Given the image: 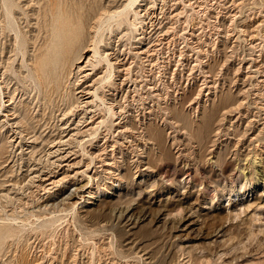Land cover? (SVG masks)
<instances>
[{
	"label": "rangeland",
	"instance_id": "obj_1",
	"mask_svg": "<svg viewBox=\"0 0 264 264\" xmlns=\"http://www.w3.org/2000/svg\"><path fill=\"white\" fill-rule=\"evenodd\" d=\"M13 1L19 4L18 11L21 6L27 10L28 6L34 5L39 8V12L33 14L34 10H29V16L26 17L22 12L24 10L20 9L16 17H1L0 67L11 54L12 48L22 47L23 51H27V57H32V40H27L24 32L28 31L29 36H34L38 19L42 18L44 7L50 3V0ZM57 1L59 5L64 2ZM129 1L105 0L111 12L124 9L116 14L122 23L116 33H112V41L121 43L120 49L124 51L131 46L129 30L135 29L128 26L125 19L137 22V26L143 25L140 31L144 32V37L140 39L138 49L149 51L140 53L142 60H139L137 67L143 94L138 104L139 111H142L139 117L142 116L145 123L152 121L154 129L161 131L165 138L164 146L158 149L147 142L144 146L145 142L141 141L140 150L143 149L141 152L145 156H140L141 152L139 155L132 148H124L122 155L118 153L120 144L115 142L120 137L108 134V148L111 149L112 144L116 143L115 152L124 163H121L124 167L120 169L125 174V180L120 183L117 181L116 186L109 191L101 188L96 198H89L92 201L90 203L83 201L87 198L80 197L86 193L84 190H79L71 199L67 195L75 191L76 185H98L96 179L102 174L98 171L103 162L98 158L92 161L88 153H100L98 144L103 143L105 134L97 137L92 134H74L65 141L73 130L69 134H59V123L64 121L59 120L63 113L61 110L65 107L63 99L59 105L61 110L55 112L54 118H49L47 109L45 118L37 121L41 112L38 107L33 111L32 115L36 116L33 121L36 134H9L11 124L5 123L0 134V264H264V179L252 162L255 159L253 151L264 148V0H138L136 4L139 7L134 8L138 14L132 7L125 8ZM2 4L1 0L0 15L3 13ZM146 9L148 13L143 15ZM3 24L9 35L2 34ZM123 33L126 35L121 37ZM226 33L229 37L225 36ZM152 43L156 45L152 46ZM20 56L13 57L12 62L20 63ZM198 58L207 61L202 62ZM208 62L215 71L217 89L227 92L230 88L235 104L230 105L233 114L216 120L207 132L198 135L201 141L196 143L185 137L182 133L184 129L171 128V124L163 123L167 116L164 108L168 105L172 110L176 106L181 109L173 100L177 92L173 91L176 88L173 79H180L183 86L186 84L185 94L179 93V97H192L195 95H192L194 88L204 80L201 66L208 68ZM192 67L197 78L195 82L190 80L189 84L186 77ZM88 68L85 66L86 72L83 71L81 75L90 72ZM7 73L14 78L12 89L17 88L15 104L23 109L24 103L30 99L24 94L25 85L17 77L14 68ZM91 75L84 79L91 78ZM98 76L96 74L92 79H98ZM16 80L19 83L14 84ZM164 80L172 88L167 97L162 89ZM2 81L3 77H0V125L4 123L1 115L7 104L1 91L4 85ZM150 82L154 84L155 90L149 88ZM191 84L193 90L189 89ZM206 89L214 90L204 86L200 104L195 102L185 107L194 128L201 123L195 114H199V117L202 115L205 96L214 97L212 91L206 95ZM157 91L165 99L156 94ZM209 97L207 103L211 101ZM92 98L86 97L85 100ZM248 100L250 104L246 102ZM98 103L103 109L97 116L103 114L105 117V106ZM147 109H151L152 113L146 112ZM80 116L68 115L67 121L74 127ZM87 121L78 123L83 130L91 125L86 124ZM221 121L226 125H222ZM221 128L223 131L219 134V141L227 145L229 164L223 169L216 164L211 171L206 158L216 138V131ZM167 131H170V135H167ZM60 136H63L60 142V151L65 153L63 160L60 155H48L47 151L51 141L58 140ZM178 148H181L179 152ZM188 152L194 158L188 161L189 167L184 166L182 160ZM236 153L240 156H236ZM195 155L200 157L196 159ZM136 157L149 161L153 169L136 173L132 166ZM243 160L253 165L246 168L249 163ZM63 161L72 163L73 166L68 169L70 175L77 170L85 172L76 175L73 182L65 181L61 186L45 190L36 174L53 170L60 177L67 165L61 169L56 165ZM86 163H90V166L87 167ZM90 175L97 178L90 180ZM127 206L131 207L129 212L132 214L123 211L124 216L118 218L119 210Z\"/></svg>",
	"mask_w": 264,
	"mask_h": 264
},
{
	"label": "bare ground",
	"instance_id": "obj_2",
	"mask_svg": "<svg viewBox=\"0 0 264 264\" xmlns=\"http://www.w3.org/2000/svg\"><path fill=\"white\" fill-rule=\"evenodd\" d=\"M2 1H3V4L1 5V7L3 9V13L0 15V23H2L3 21L1 18L2 16L7 15L9 18L14 17V16L16 17V15L19 14L20 9L24 10L22 12L26 14V17L29 16V10H32V11L34 10L33 14L35 13L37 14L39 12V8H35L34 5L28 6L29 9L27 10L22 9L23 6H21L19 7V11H18L17 9V6H19L18 3L16 4V2H14L13 0H2ZM137 1L138 0H130L128 4L125 5V8H129V7H132L133 9L136 8L138 6V4H136ZM0 4H1V0H0ZM59 4L60 3H58L57 0H50L48 7H44L43 9L44 14L42 18L39 20L38 17H36V19H38V22L36 24L37 32L34 34V36H29L28 31L24 32L26 39L32 40V45L34 47V52L32 54V57L28 58L27 51H23L21 49L22 47L18 49L12 48L10 50L11 54L8 57H6V60L3 61L0 67V73H1L0 77H3L2 82L4 83V85L1 87V91L3 92V95H4V99H5L4 101L5 103H7L5 105V108L2 109L1 117L3 118L2 120L4 121V123L0 125V134L3 133L1 128L5 123L11 124V127L9 129L10 130L9 134H36L37 132L36 126L33 125V121L36 118V116L32 115L33 111L38 107L39 108L38 111L41 112V117H38L37 121H40L43 118H45L47 109H49L48 111L50 114L49 118H54L56 116L55 112L57 110L58 111L61 110V107L59 105H60V100L63 99L65 107L64 109L61 110L63 113H62V117L59 118V120H64V121H61V123L58 122L59 125H61L60 127L61 130L59 131V134H63L65 132H67L66 134H69L71 133L70 131L73 130V132L71 133V136L69 135L70 137L68 139H65V141L70 140V138L73 137L74 134H92L94 135L93 137H97L100 134H105L104 135L105 139L103 143H101L100 145L98 144L99 146L98 150L100 153H95L94 151L89 152V153L87 152L91 156L92 161L98 158L100 161L103 162V165L101 164L102 166L101 169H99L98 171L100 173L102 172V174L99 175L98 179H96L97 177L90 175V180L96 179L98 185L94 186L92 184L88 185L85 183L80 184L78 186L76 185L75 191L67 195V198L71 199L79 193V190H84L86 191V193L81 194L80 197L82 199L87 198V199H83V201L91 203L92 202L91 198H96L99 195L101 188L102 190L104 189V190L109 191L110 188L113 189L114 186H116L117 181L119 182V181L125 180L124 179L125 174L121 173L122 169H120L121 167H124L122 165L124 163L120 160L121 158L120 159L118 158L116 154L117 152H115V144L117 142L120 144L119 145L120 147H118L119 148L118 153H122L123 155L124 148H127V149L132 148V151H137L136 153L140 155V152L143 149L140 150L141 147L139 146V142L141 141L145 142V144L142 142L144 146H146V142L151 143L152 147L156 146L158 149H162L164 146L165 138L163 137V134L160 133L161 132L160 130L154 129L152 121L149 123H145V121L144 120L142 121L141 119L142 116L140 115L141 117H139V114L142 111H139L140 109H138V104H140V100H142L141 97L143 94L140 91L142 88L140 86L141 84L138 78L139 75L137 74L138 73L137 67H139V60H142L140 53H143V52L146 53L147 51H149V49H145V50L138 49L139 47L138 43L141 42L140 39L144 37V34H143L144 32L140 31V28L143 27V25L137 26L136 25L137 22H133L129 19H125L126 24L128 26L135 27V29L129 30L130 32L129 39L131 41L130 42L131 46L127 48L128 50L123 48L125 50L122 51L120 49L121 43L116 44L115 40L112 41L113 40L112 37H114L112 33L117 31L121 27L122 22L118 21V19L116 18V14H120L121 12H123L124 9L122 11L118 10V11L111 12L109 7L105 5V0H88V1L86 0H71V1L64 0L62 5H59ZM134 12L138 14L136 9H134ZM147 13L148 12L146 9V12H144L143 15H146ZM216 16H218V12ZM143 20L144 19H142L140 22H142ZM1 27H2V34L9 35L6 31L5 25L3 24L1 25ZM123 34L121 37H124L127 33L124 35ZM228 35H229L228 33L225 34L226 37ZM135 43H137L136 46L134 45ZM153 45H156V44L152 43V46ZM4 50H5V46H3L2 48V52H4ZM202 53H204V50ZM127 54L129 55L127 56ZM206 54L208 55V53ZM15 56L22 57V61L20 63L19 62L13 63L11 59ZM148 59L149 58H146V60ZM28 60L30 62L26 63ZM198 60L199 61L202 60V62L207 61V59L200 60L199 58ZM178 61L179 60L177 59V62ZM82 62L84 64H81ZM209 64L210 63L208 62L207 65L209 66ZM85 66L86 67L89 66L88 69L90 72L84 75H81L82 72L86 70L84 69ZM13 68L19 80L22 81L25 85L24 94L27 96V98H30L28 101L24 103L23 109H21L22 107L20 106L18 107L15 104L14 98L17 92V88L14 87V89H12L13 85L11 86V83L14 80V78L9 73H7L8 71H10V69H13ZM76 68L78 69L76 70ZM201 68H202L201 72L203 73V76H204L203 78L205 81L203 80V82L198 84L196 88L192 87V84L190 85L191 87H189V89L193 90L194 88V90L192 91V95L195 93V95L193 96L191 95L192 97H186V98L185 96L179 97L178 96L179 93H183V95L185 94L186 84L185 86H183L182 83H180L181 82L180 79H173L175 81L174 85H176V88L175 89L173 88V91L175 92L177 91L175 93V97H173V100L174 102H176L175 105L178 104L179 105L178 107H181V109H178L176 106L174 110H172L168 105H166L164 110L167 116L164 117L165 121H163L165 125L168 123L171 124L170 125L171 128L178 127L182 130L184 129L182 133L184 132L185 137L192 139L193 141H196V143L201 141L200 138H198V135L203 134L204 131L207 132L208 129L212 126V124L216 120L218 121L222 120V118L220 117L225 118L227 114H231L232 109L230 105L235 104V101H232V92L230 88L228 89L227 92L223 91L222 89H217L218 85H216V79L214 80L215 71L211 68V66H209L208 68H203L201 66ZM192 70H194L193 67L190 68V71L188 72L187 77H186V80L189 81V84L191 83L190 80L193 79V81L195 82L197 78L196 75H194L195 73ZM91 73H92V75L90 76L91 78L84 79V78H87V76ZM96 74L99 75L98 79L97 78L92 79V77ZM181 74L183 75L182 71H181ZM164 81L165 82H163L162 89H164V92L166 93L165 96L167 97L168 94H171L169 93V91L172 90V88H171V85L166 82V80ZM17 82L18 80H16L14 84ZM127 86H128V89H127ZM204 86L207 87L208 89H211V88L214 89L210 91L206 89L207 92L205 93L206 95H208L209 92L212 91L214 94V97L210 98L209 96H205L206 97V99L204 100L205 103L203 102L202 103L203 105L201 104L203 111L200 117H199V114L194 113L195 115H197V118H199L201 122L197 125L196 128H194L193 125H191L192 121L190 120V116L188 114V111H186L185 107L187 108L195 102L196 103L198 102V104H200L199 101L201 98V94L204 91L203 90ZM154 87L155 86L152 83L149 86V88H153V90H155ZM179 89H182V90H179ZM156 94H159L162 96V94L160 92L158 93V91ZM91 96L94 98L88 101L85 100L86 97H91ZM165 96H162V97L165 99ZM177 96L181 99H179ZM207 97L211 99L209 103H207ZM98 102H101L105 106L104 107L105 117L103 114L97 116V114H101V110L103 109L102 107H100V104ZM246 102L249 103V100ZM196 108H193V109H196ZM234 110L237 111V109H234ZM146 112L152 113V110L147 109ZM194 112H197V111H194ZM59 114L61 115V113ZM71 114H74V115L76 114V116L77 114L79 116L81 115L80 119L77 120L76 126L74 127L71 126L72 123H69L67 121V118H68L67 116L68 115L71 116ZM244 114L246 115V113ZM241 116L243 117V115ZM58 117L59 115H57V118ZM82 117L84 118L82 119ZM98 118L99 120L96 121V119ZM85 121H87L86 124H91V125L83 130V128L81 127V124L79 126L78 123L85 122ZM224 122H226V120ZM232 123L233 121L231 122V124ZM221 124H222V121H221ZM249 124L251 125L252 123L250 122ZM83 126L86 127V125H83ZM103 127L105 128L102 129ZM249 130L251 131V129ZM221 131H223V129L222 130L218 129V131H216V135H215L216 138L215 140H213L211 147L208 150L209 156L208 157L206 156L207 157L206 164L208 163L210 165L211 171L213 170L214 165L216 164L218 166L220 165L221 169H223L222 167H224L225 165L229 164L227 160V155H228L227 145L225 143L224 145H222L223 142L221 140L219 141V138H220L219 134H221ZM169 132L170 131H167V135H170ZM108 134H113V135L115 134L116 136H119L121 139V140L115 139L116 143L112 144L113 146L111 149L108 148V145H109L108 140H107ZM228 135H230V133ZM62 137L63 136H60L58 140L53 139L51 141L52 142L51 147L50 148L48 147L49 150L47 151H48V155L56 156V157L60 155L59 156L60 159L63 160L65 159V155H64L65 153L62 154L61 153L62 151H60L62 149L60 147V145H62L60 144V142L63 141ZM175 140H177V138ZM180 141L182 143V139H180ZM187 141L188 140H186V143ZM79 142L81 141L79 140ZM183 144L185 145V143ZM221 145L224 148L223 147L221 148L220 147ZM252 145L254 146L255 144H252ZM193 146H195V144ZM83 149H85V146H83ZM108 150H111V151H108ZM180 150L181 148L177 149L178 152ZM190 153L187 154V156L184 159H182L184 162L183 163L184 166H188L189 164L188 161H190L191 157L193 156ZM253 153L255 155V159H252L254 160L252 162L255 163L258 173H261L262 178L264 179V148L261 147L260 149H255ZM235 155L240 156L237 153ZM106 156H109V157H106ZM140 156H145V155H142V152H141ZM197 157H200V156H196V159ZM246 157L248 156L246 155ZM135 159L136 160L134 161V164L132 163V166L134 165L135 167L134 169L136 173L138 171H140L139 173H141L144 170L150 171L153 169L152 165L149 164V161H146V160L144 161L143 158L139 160L138 157H136ZM192 159L194 158L192 157ZM248 159L250 161V157ZM243 161H246V160H243ZM236 163L238 164V161ZM89 164L90 163L87 164V167L90 166ZM65 165H67L66 170L63 171V175L61 174L60 177H58L54 173L53 170L49 171V173L36 174V176H38V180L40 181L39 183H41L40 185L45 190L46 189L49 190L50 188H54L55 186H61L65 181L73 182L74 178H76V175L80 174L81 172H85L84 170L83 171L77 170L74 174L70 175L68 172V169L71 168V166L73 165L72 163L67 162V161L60 162V164L56 165V167H60L61 169L65 167ZM251 165L253 164L250 162L246 166V168L249 166L251 167ZM44 182H47V183L44 184ZM89 198L91 200H89ZM46 204H48L47 206H49V203H46ZM130 208L131 207L128 208L127 206L125 209L119 210L120 215L118 214L119 215L118 218L124 216L123 211H127L128 213H130L129 212ZM131 214L132 213H130V215Z\"/></svg>",
	"mask_w": 264,
	"mask_h": 264
}]
</instances>
